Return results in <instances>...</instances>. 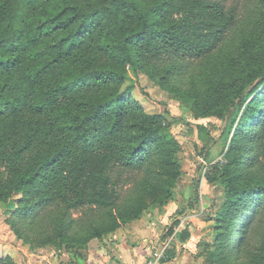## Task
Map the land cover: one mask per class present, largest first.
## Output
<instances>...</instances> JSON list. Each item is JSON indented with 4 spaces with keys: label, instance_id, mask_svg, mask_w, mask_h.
Listing matches in <instances>:
<instances>
[{
    "label": "trees",
    "instance_id": "obj_1",
    "mask_svg": "<svg viewBox=\"0 0 264 264\" xmlns=\"http://www.w3.org/2000/svg\"><path fill=\"white\" fill-rule=\"evenodd\" d=\"M195 1L229 18L167 21L162 4L143 8L138 0H0V206L14 202L12 225L51 233L58 250L77 242L76 231L101 239L124 226L110 186L123 170L150 175L153 163L174 162L176 147L175 118L144 110L127 68L137 73L145 48L172 50L217 57L208 96L193 108L198 119L240 116L224 138L235 127L226 163L206 174L225 196L218 248L221 257L264 264V179L254 171L264 163V0L247 4L237 19L241 7ZM197 129L206 153L207 126Z\"/></svg>",
    "mask_w": 264,
    "mask_h": 264
},
{
    "label": "rangeland",
    "instance_id": "obj_2",
    "mask_svg": "<svg viewBox=\"0 0 264 264\" xmlns=\"http://www.w3.org/2000/svg\"><path fill=\"white\" fill-rule=\"evenodd\" d=\"M225 6L241 7L237 19L243 16L244 7L257 0H215ZM143 8L162 4L165 12L164 20H179L188 17L192 22L200 20L223 21L228 15L221 16L205 9L203 4L195 0H138ZM220 14V16H219ZM145 58L142 67L136 74L127 68L129 78L137 86L133 97L149 114H165L172 123L170 132L176 143L174 162L167 166L154 164V171L146 175L143 171L123 170L118 186H110L119 194L118 204L122 207L124 226L115 229L101 239L92 238L88 234L76 231L77 242L71 248L58 250L51 233H38L29 230L21 222L12 225L10 210L15 208L11 201L10 208L3 210L0 206V261L7 259L15 264H80L77 260L86 261L88 252L95 247L106 246L109 242H123L124 236L129 240L142 238L148 244H162L170 236L169 231L176 220L192 214H198L197 228H192L198 236V264H245L238 262L229 254L221 257L219 238L220 223L218 215L225 201L224 190L212 186L206 178L211 166L218 161L226 163L229 144L238 123L236 113L225 118L213 116L198 119L194 104L202 106L207 94V75L215 59L195 58L189 55H176L172 50L144 49ZM178 67L171 70V66ZM166 71H171L165 75ZM165 76V78H164ZM129 84V81L126 82ZM230 132L225 144L230 126ZM207 126V138L210 141L208 151H203L204 144L199 139L197 124ZM205 154L207 156H205ZM119 165L113 170V180L118 174ZM255 173L264 179V163L256 166ZM99 183V180L95 181ZM111 190L109 193H112ZM86 207L73 211L74 217H80ZM108 217L105 213L104 219ZM161 218V219H159ZM108 222H110L108 220ZM112 224V223H111ZM195 230H198L197 232ZM153 245V246H154ZM210 245V247H209ZM215 252V254L213 253ZM82 261V262H83ZM81 262V263H82ZM84 263V262H83Z\"/></svg>",
    "mask_w": 264,
    "mask_h": 264
},
{
    "label": "crops",
    "instance_id": "obj_3",
    "mask_svg": "<svg viewBox=\"0 0 264 264\" xmlns=\"http://www.w3.org/2000/svg\"><path fill=\"white\" fill-rule=\"evenodd\" d=\"M161 219V218H159ZM198 222L195 221L192 227L187 230L190 233V239L184 242L181 239V232H174V242L172 248L168 251L162 264H198L195 259L197 254L198 236L192 228H197ZM196 232L198 230H195ZM148 244L147 240L142 238L129 240L124 236L123 242L111 241L106 246L90 249L86 261L83 264H144L151 250L159 244Z\"/></svg>",
    "mask_w": 264,
    "mask_h": 264
},
{
    "label": "built area",
    "instance_id": "obj_4",
    "mask_svg": "<svg viewBox=\"0 0 264 264\" xmlns=\"http://www.w3.org/2000/svg\"><path fill=\"white\" fill-rule=\"evenodd\" d=\"M199 215H186L179 219V224L175 228V232L180 230H189L193 223L198 220ZM174 242V235L170 236L165 242L155 247L149 253L144 264H162V261L166 257L168 251L172 248Z\"/></svg>",
    "mask_w": 264,
    "mask_h": 264
}]
</instances>
